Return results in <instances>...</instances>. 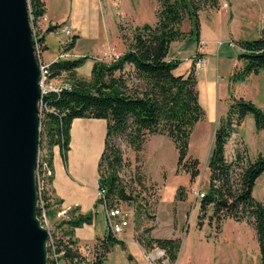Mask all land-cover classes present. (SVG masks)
<instances>
[{
  "label": "trees",
  "instance_id": "obj_1",
  "mask_svg": "<svg viewBox=\"0 0 264 264\" xmlns=\"http://www.w3.org/2000/svg\"><path fill=\"white\" fill-rule=\"evenodd\" d=\"M159 9L154 24L144 23L131 29V36L120 34L125 43V51L113 56L108 62L93 60L90 79H80L76 70L91 57L57 58L48 63L49 77L68 74L71 88L59 93L50 92L42 98L40 114V146H46V161L51 174L44 176L46 184L52 183L53 148L58 147L60 155L66 158L70 148V129L75 118H100L106 121L103 149L97 164V186L104 190L103 203L108 206L119 202L134 204V219L142 225L156 218L149 211L142 177L135 182L139 191L121 177L129 162L121 145L138 153L143 150L148 136H167L177 151L176 169L188 174L190 182L199 175V160L189 153L192 131L204 117V109L199 102L195 66L186 74H175L180 63L178 59H168L170 44L176 40L199 41L200 20L198 12L208 6L216 8L218 0H157ZM30 12L38 20L45 12L44 0H29ZM187 19L191 23L188 32L181 29ZM119 30L122 28L119 26ZM49 25L45 33L52 32ZM78 35L73 34L67 41V49L75 46ZM66 40V39H65ZM43 52L44 34L37 36ZM237 60L241 66L230 76L234 83L244 81L251 74L264 68V34L251 39H239ZM202 56L197 52L193 61ZM252 115L256 130L264 128V109L243 97L230 96L226 114L218 121L214 131L213 144L207 161L208 184L199 199L197 226L205 219L214 223L217 230L226 219L249 224L254 232L259 248L260 264H264V199L257 200L252 195L256 179L264 173V155L258 152L250 157L244 142L235 144L231 156L226 155V145L241 126L244 118ZM45 142V145H44ZM138 173V172H136ZM142 186V187H140ZM184 187L177 188L175 199L185 198ZM49 198V197H48ZM44 200L46 197L44 196ZM102 203V200H99ZM95 202V205L99 204ZM51 203H46L50 207ZM210 210V213H208ZM68 212L62 220L68 239L57 238L54 248L63 253L62 260L73 262L74 258L83 261L73 230L93 221L95 211ZM41 215V207H37ZM60 225V224H59ZM152 227L145 228L136 240L146 249L159 247L169 263L178 258L181 247L179 237H151ZM123 244L109 230L94 244V261L85 264H102L104 257L114 244ZM49 246L47 251L51 253ZM48 258L47 264H50ZM52 261V260H51Z\"/></svg>",
  "mask_w": 264,
  "mask_h": 264
},
{
  "label": "rangeland",
  "instance_id": "obj_2",
  "mask_svg": "<svg viewBox=\"0 0 264 264\" xmlns=\"http://www.w3.org/2000/svg\"><path fill=\"white\" fill-rule=\"evenodd\" d=\"M81 1L85 0H74L77 9H79V7L81 8ZM95 1L97 2L96 8L94 7ZM26 2L29 22L31 27H33L32 40L34 53L40 70V64L36 54V41L37 36L45 33V30L41 31L42 29L39 28L37 24L35 26L34 22L37 20H34L31 16L29 0H26ZM51 5L54 10L59 8V13H61L60 0L58 2L52 1ZM159 5L157 0L89 1V7L93 10L91 9L86 15L80 13V17L75 19V22H77L75 24L77 26L81 21L79 23L80 27L77 30L82 33L77 41L76 51L73 49L66 51L68 39L65 40L66 37L64 35L52 31L47 35L48 53L59 52L57 58L91 57L75 72L78 78L89 80L93 60L108 62L111 54H113V52L109 53L108 51L99 53L101 51L99 43L100 36L97 27V24L100 22L99 20L106 23V27L102 29V32L104 33L106 30L107 33H109L108 35L117 42L118 35L120 36L122 33L124 36L130 37L131 29L134 26L144 23L154 24ZM198 17L200 26L202 24V37L204 38L203 48L208 52L206 53L207 62L203 57L205 59V64L197 68V72L199 71V87L197 88L200 94L204 96L206 92H212V89L210 88L208 90V87L210 84H213L214 81L213 93L217 92L220 97H223L225 94H227V97L229 95L243 97L251 100L255 105L264 109V68L257 74H251L247 81L246 79L244 80L245 82L234 83L230 80L233 71L241 66V62L237 60V52L239 50L237 41L239 39L256 38L264 34V0H218L216 8L206 6L199 10ZM108 22L109 24H107ZM61 23L70 25V23L65 22V20L61 21L60 24ZM119 26L122 28L121 31L118 28ZM190 28L191 23L187 19H184L181 29L184 32H188ZM74 31L72 25V34ZM120 39L124 43L121 37ZM187 40L191 44L194 42L197 43L194 37ZM199 42L200 41H198V44ZM37 43L39 45L38 41ZM63 50L66 52L62 53ZM64 54L66 55L64 56ZM45 58L46 54H43V61ZM89 60H92V63ZM183 65L179 66L177 70L181 72V74L185 72V67ZM57 78L59 82H64L66 80L71 82L70 76L66 73L61 74ZM39 113L41 114L40 107ZM208 117L209 115H207L206 119ZM82 121L83 125L80 124V126L75 127L73 130L71 145H69L70 152L64 163L67 164L68 162L69 165H71V161H75V159L79 157L78 165H80L85 172V177L83 180H79L77 179L78 177H75V172L72 171L71 178H73L75 180L74 182L79 184L82 189H85L86 192L90 194V197H92V201H94L95 177L97 174L99 156L103 149L106 121L96 118H84ZM205 121L206 120L199 121V123L196 124L192 135L197 128L196 134L193 138L192 135L190 137L192 147L189 149V153L197 157L200 161V172L193 182H190L188 174H186L183 169H176L177 151L173 142L167 136H153L154 134L148 136L149 138L143 150L138 153L123 144L121 145L124 150V156L129 162V168L126 169L123 174L121 173V177L124 181L132 184V187H136L138 191L139 186H136L137 183L135 180L137 177H142L144 187L142 195L147 197L148 205L151 204V207L148 209L151 213L155 212V214L157 210V219H149L147 222L138 226L133 221L134 204H128L122 201L117 203L120 207L132 211V216L129 218V223L125 230L132 232L136 239L138 235H141L143 229L152 227V230L157 222L158 227L156 233L159 237L181 238L180 251L174 263H169L161 248L153 247L148 250V253L154 258L156 264H260L259 248L255 232L249 224L244 221L238 222L233 219H226L221 224L220 229L217 230L214 223L209 224L208 219H205L200 228L197 226L198 210L196 211L194 205L196 204L197 206L198 204L199 207L200 198L196 192L204 191L208 184V179L206 178L208 175L206 163L210 151L208 147H205L208 143L207 137H209V130H207L208 123ZM198 133L201 135L204 134L201 139L204 141L203 145H199L200 139L196 137ZM242 140L247 147L246 149L250 157L256 156L258 152L264 155V128L260 130L255 129L252 115H247L242 125L238 128L236 133L232 135V139L227 145V154L232 152V148L236 143L239 145L242 144ZM46 151V146L41 147L40 144H38L37 162L44 157ZM38 173L40 172L37 166L35 180L39 192ZM179 186L184 187V193L186 195L183 200L175 199V194ZM47 195L48 192L46 188H44L41 191V196L39 195L37 199V203L39 204L37 207H40L42 202L44 211L41 212L40 216L37 215V218L40 220V224L48 231L46 242L48 246L47 243L50 238H52L53 241L57 238L66 240L69 236L65 233V231H67L66 226L61 224L64 219L57 215L58 207L53 205L50 201V207L48 208L45 206L46 203L48 204ZM252 195L257 200L264 199V174L256 179ZM44 196L46 200H44ZM94 211L96 213L92 221V227L94 228L92 233L95 238L97 229L103 232L104 210L103 207L99 206L98 208L94 207L93 212ZM208 213H210V210ZM172 218H174L173 221ZM82 226L77 228H81ZM150 232L149 235H151ZM81 242L82 245L87 243L91 246L93 239L82 237ZM76 245L80 248L78 244ZM116 251L117 249L114 252ZM94 257L95 253L93 246L87 258L90 261H94Z\"/></svg>",
  "mask_w": 264,
  "mask_h": 264
},
{
  "label": "water",
  "instance_id": "obj_3",
  "mask_svg": "<svg viewBox=\"0 0 264 264\" xmlns=\"http://www.w3.org/2000/svg\"><path fill=\"white\" fill-rule=\"evenodd\" d=\"M40 70L26 0H0V264H47L37 218Z\"/></svg>",
  "mask_w": 264,
  "mask_h": 264
},
{
  "label": "crops",
  "instance_id": "obj_4",
  "mask_svg": "<svg viewBox=\"0 0 264 264\" xmlns=\"http://www.w3.org/2000/svg\"><path fill=\"white\" fill-rule=\"evenodd\" d=\"M52 1L58 2L59 0H44V3H45L44 15L47 17L48 23H51V22L60 23L61 21L65 20V22L70 23L71 26L73 25L74 30H75L73 34L78 35V38L75 42V46L72 48L73 50L76 51L77 41H78V39L82 33L77 30L80 27L79 23L81 21L78 23V26H77L75 24V23H77V22H75L76 21L75 19L77 17H80V13L86 15V13L90 12L92 8L89 7V1H94V0L81 1V8L79 7V9L76 8V5L74 4V0H60L61 9H62L61 13H59V8H57V10H54V8L51 5ZM96 3L97 2L95 1V6H94L95 8H96ZM99 21H98L99 23L97 24L98 34L100 36L99 43H100V48H101L100 49L101 51L99 53L108 51L109 53L113 52V53H115V55H119L122 52H124L126 47H125L124 43L121 41L119 35L117 37V42L114 41V39H112L108 35L109 33H107L106 30L104 31V33L102 32V29L106 27V23H103L101 20H99ZM107 24H109V22ZM49 33L50 32L43 33L44 34L45 49L42 52V56H43V54L44 55L46 54V58L44 61L47 63H50L53 60H55L57 58L58 53H59V52L48 53L49 47H48V42H47V35ZM199 41H200L199 44H197L195 42L193 44H191L187 39H181V40H176L170 44L167 58L168 59H178L180 61L178 67L176 69H174L175 74H181V72H178L177 70H178L179 66H181L183 64H184L183 66L185 67V72H183L182 74L188 73L193 67V64H194L193 59L196 56L197 52L202 53L203 54L202 57H204L206 59V62H207L206 53H208V52H207V50H205L203 48L204 38L202 37V24L200 26V39H199ZM61 42H62V40H61ZM60 49H61V46H60ZM63 51H65V50H63ZM183 55H185V56H183ZM181 57H183V58H181ZM89 61L92 63V60H89ZM88 65H89V63H88ZM195 74H196V79H197V87H199V71L197 72V68H195ZM248 77L246 78V81H247ZM210 88L212 89V92L211 91H209L208 93L206 92L204 94V96H202L198 90L199 102H200V104H201V106L205 112L204 117L200 120V122L203 120H206L205 122L208 123L207 130H209V137H207L208 143H207V146H205V147L206 148L208 147L209 151L211 150V147L213 144L214 131H215V128L217 127L218 121L221 117H223L226 114L227 109H228V105L230 103V95L227 97V94H225L223 97H220L217 94V92L213 93L214 81H213V84L209 85L208 90ZM207 115H209V117L206 119ZM246 117L244 118V120L246 119ZM83 119H84V117L83 118H75L72 121L71 129H70V137H72L73 130L75 127L80 126V124L83 125V121H82ZM96 119H100V118H96ZM198 123H199V121L196 124H198ZM209 126H210V128H209ZM195 127H196V125H195ZM196 131H197V128H196ZM196 131H194L193 135L191 134L192 138H193V136H195ZM156 135H161V134H154L153 136H156ZM203 136H204V134L201 135L199 133L196 136L197 138L200 139L199 145H203L204 141L201 140ZM231 139H232V137L230 138V140ZM230 140L228 141V143L230 142ZM228 143H227V145H228ZM70 145H71V139H70ZM227 145H226V155L231 156L233 153L234 147L232 148V152L227 154ZM191 147H192V142L190 141L189 149ZM53 151H54L53 164H52L53 180H52V183L47 184V187H46V190L48 192L47 202L50 201L53 205L58 207L57 211L68 210V212H69L71 209H76L77 210L76 212H78V213H88V212L93 211L94 207L98 208L99 206H101L100 204L95 205V197H94V201H92V197H90V194L87 193L85 189H82L79 186V184L74 182L75 180L73 178H71L72 171L75 172V174H76L75 177H78L77 179H79V180H83L85 177V172L82 170L81 166L78 165L79 164V162H78L79 157H77L75 159V161H71V163H70L71 165H69L68 162H67V164H65L64 162L67 160L70 150L68 151L66 158H64L60 155L58 147H54ZM209 155H210V152H209ZM207 161H208V159H207ZM76 169H78V170H76ZM207 170H208V168H207ZM206 178L208 179V175L206 176ZM97 179H98V173L96 174V177H95V183H96L95 188L97 186ZM92 207H93V209H92ZM194 207H196V211L199 209L198 204H197V206L195 204ZM192 211H193V209H192ZM176 217H177V215H176ZM155 219H157V210H156V218ZM173 219L174 218H172V221H173ZM155 222H156V220H155ZM153 227L154 228L150 232L151 237L157 238V237H159L158 234L156 233L157 227H158L157 222L155 223V225ZM93 231H94V228L92 227V222H91L90 224H83V226L81 228H75L73 230L72 236H73V239H75L77 241V244L80 246V248H82L84 245H89L87 243L82 245V242H81L82 237H88L89 239H93L92 245L91 246L89 245L90 247H93L94 243L97 241V239L103 237V235L106 232V215H105V212H104L103 232H101L99 229H97V231L95 233V238H94L93 233H92ZM116 237L118 239L123 240L124 243L123 244H118V243L114 244L111 247L110 251L107 253V255L104 257L102 264H156L154 262L155 261L154 258L148 253V250H146L138 242V240L135 239L132 232L125 230L122 234L116 235ZM116 249H117V251L114 252ZM154 257H155V254H154Z\"/></svg>",
  "mask_w": 264,
  "mask_h": 264
},
{
  "label": "built area",
  "instance_id": "obj_5",
  "mask_svg": "<svg viewBox=\"0 0 264 264\" xmlns=\"http://www.w3.org/2000/svg\"><path fill=\"white\" fill-rule=\"evenodd\" d=\"M226 5V4H225ZM35 26L37 24V26H39V28H41V31H44L47 29V27L49 25L54 26L53 31H55L56 33H60L62 35H64L66 37V40L69 41V39L71 38L72 34V26L68 25V24H63V23H57V22H51L48 23V19L45 15H42L36 22H34ZM33 27H31L32 29ZM72 34V35H71ZM66 51H63L62 53H64ZM36 54L39 60V64H40V78H39V88H40V100H39V107L42 111V98L47 95L50 92H57L59 93L60 91H62L63 89H70L71 88V82L70 81H64V82H59L57 79V77H49V71H48V64L45 63L42 59V51L40 49V45H38L37 41H36ZM66 54H64L65 56ZM113 56H118L115 55V53H113L111 57ZM205 64V59L200 56L199 58H197V60L194 62V66L195 68H199L201 66H203ZM38 163V171L40 173H38V187H39V192H38V197L39 195L41 196V191L46 188V182L44 180V176L50 175L51 174V170L49 169L47 163L45 160H43L42 158L39 159ZM42 177V179H41ZM45 182V185H44ZM196 194L199 196V198L203 195V193L200 192H196ZM103 196H104V190L99 189L98 186H96L95 188V202L99 203V200H102V203H99L105 212L106 215V230H109L113 235H118L121 234L122 232L125 231V229L128 226L129 223V218L132 216V211L124 209L122 207H120L119 205H114V206H106L103 203ZM37 205H39L37 203ZM45 205V202H44ZM41 207V212L44 211L43 206H42V202L40 204ZM58 217H61L63 219H66L68 217V210H59L57 213ZM54 243L55 241H53L52 238H50V240H48V246L50 247L51 253L47 252L48 254V258L51 259L50 260V264H85L86 262L90 261L87 258V255L90 251H92L93 247H90L89 245H84L82 248H79V251L81 253V255H83L84 260L83 261H77L76 258H74L73 262H67L65 260L61 259V256L63 255V253H57L55 251L54 248Z\"/></svg>",
  "mask_w": 264,
  "mask_h": 264
},
{
  "label": "bare ground",
  "instance_id": "obj_6",
  "mask_svg": "<svg viewBox=\"0 0 264 264\" xmlns=\"http://www.w3.org/2000/svg\"><path fill=\"white\" fill-rule=\"evenodd\" d=\"M39 82V81H38ZM38 85H39V83H38ZM40 89V88H39Z\"/></svg>",
  "mask_w": 264,
  "mask_h": 264
}]
</instances>
